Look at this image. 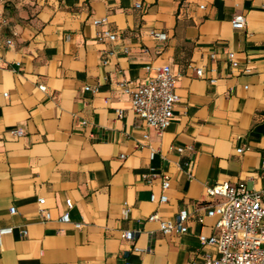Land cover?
I'll use <instances>...</instances> for the list:
<instances>
[{"label": "crops", "instance_id": "0c3cea01", "mask_svg": "<svg viewBox=\"0 0 264 264\" xmlns=\"http://www.w3.org/2000/svg\"><path fill=\"white\" fill-rule=\"evenodd\" d=\"M38 3L31 23L0 28V229L14 228L0 239V264H200L213 251L200 236L217 221L207 186L264 185V0ZM235 14L246 16L243 30ZM104 17L116 41L93 24ZM148 66L177 76L180 101L162 134L120 87L154 76ZM184 208L187 233L149 220L175 224Z\"/></svg>", "mask_w": 264, "mask_h": 264}, {"label": "built area", "instance_id": "2783aa9c", "mask_svg": "<svg viewBox=\"0 0 264 264\" xmlns=\"http://www.w3.org/2000/svg\"><path fill=\"white\" fill-rule=\"evenodd\" d=\"M136 6L140 8L142 4L139 3ZM246 23L244 14L233 16L232 26L235 30H243ZM93 24L97 27H104L101 31L102 38H108L111 41L117 40V35L107 28L108 18L95 19ZM150 35L157 41L168 39V34L165 32L151 30ZM8 43L11 41L9 40ZM212 57L214 58L215 55L212 54ZM228 58L234 67L238 66L235 53H230ZM148 69L155 71L154 76L146 78L135 88H130L126 81L121 82L120 87L130 95L131 107L137 116L149 127L162 134L171 125L175 106L180 101V96L176 92L177 76L170 66H148ZM196 72L199 76L204 74L203 68H196ZM211 82L214 83L216 80H211ZM40 88L43 91L46 90L44 85ZM85 89L90 90L91 87ZM94 90L96 91L97 88ZM24 134L19 129L11 130V135L14 137H22ZM178 151L183 152L184 148H178ZM242 151V148L238 149V152ZM261 169L264 180V151ZM162 186L164 191L168 190L169 180L164 179ZM206 193L209 197L214 198V201L208 206L207 214L217 218V221L213 234L200 236L202 245L213 248V251H204L200 264H264V185L261 189H256L249 188L244 182L237 184L225 182L208 185ZM151 201L166 203L168 196L164 194L158 199L155 194H152ZM38 202L43 206L46 200L40 198ZM73 205V201L68 199V208L71 209ZM10 212L15 214L16 208L12 207ZM40 212L45 219L51 218L50 212L44 207H41ZM190 217V212L184 208L178 213L175 224L161 220L157 213L151 215L149 220L159 222L160 230L164 234L187 233ZM61 221L69 223L70 214L68 212L64 214ZM76 226L81 227V224H76ZM13 230V227L0 229V239L4 234L12 233ZM122 237L127 241H132L135 239V232L125 231ZM125 264L138 263L127 262Z\"/></svg>", "mask_w": 264, "mask_h": 264}, {"label": "rangeland", "instance_id": "374dc122", "mask_svg": "<svg viewBox=\"0 0 264 264\" xmlns=\"http://www.w3.org/2000/svg\"><path fill=\"white\" fill-rule=\"evenodd\" d=\"M38 5V0H0V28L31 23Z\"/></svg>", "mask_w": 264, "mask_h": 264}]
</instances>
